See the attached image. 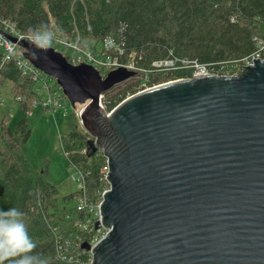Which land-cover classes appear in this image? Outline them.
<instances>
[{"label":"water","instance_id":"1","mask_svg":"<svg viewBox=\"0 0 264 264\" xmlns=\"http://www.w3.org/2000/svg\"><path fill=\"white\" fill-rule=\"evenodd\" d=\"M54 78L94 151L109 161L100 203L109 229L91 264H264V61L234 77L201 74L129 96L100 97L136 75H102L61 52L12 38Z\"/></svg>","mask_w":264,"mask_h":264},{"label":"trees","instance_id":"2","mask_svg":"<svg viewBox=\"0 0 264 264\" xmlns=\"http://www.w3.org/2000/svg\"><path fill=\"white\" fill-rule=\"evenodd\" d=\"M1 19L25 35L79 36L80 47L90 51L112 38L124 50L123 62L133 54L145 76L136 72L105 91L107 112L144 89L143 83L153 87L191 78L195 63L231 75L264 40V0H0ZM57 51L68 61L76 54ZM2 56L0 45V91L9 82L14 103L25 115L16 130L9 114L0 118V264H90L84 244L90 245L96 232L82 229L89 214L76 208L81 192L60 195L23 150L32 134L27 115L40 98L37 84L22 74L16 59L2 64ZM165 61L175 65H153ZM50 81L60 89L54 78ZM89 140L77 129L60 137L71 168L85 176L88 199L97 204L108 187L106 157Z\"/></svg>","mask_w":264,"mask_h":264},{"label":"built area","instance_id":"3","mask_svg":"<svg viewBox=\"0 0 264 264\" xmlns=\"http://www.w3.org/2000/svg\"><path fill=\"white\" fill-rule=\"evenodd\" d=\"M12 38H16L17 40H30L32 42L37 43L38 45L47 48L51 47L57 50V47H62L66 50H73L74 52H78L75 54L74 57L71 58L70 63L73 65H80V64H89L94 66L99 72L104 76L111 70L117 68H126L127 70H132L138 73H142L145 76L144 70L141 67H138L135 62V56L132 54L129 56L128 60L123 62L121 61L120 57L124 53V50L121 46L112 38H106L102 45H99L97 50L90 51L88 49H83L79 45V36H76L75 39H67L66 37H61L56 35L53 31H45V32H36L34 34L25 35L21 33L15 26L14 23L8 20L1 19L0 20V45L3 47V56H2V64L11 60L16 59L19 68L22 71L23 75L30 76L32 80L38 85V89L36 90L39 93L38 99L33 102L34 107H44L50 111H57L60 110L64 115H67V103L69 102L68 98L62 92V89L55 88L53 90V84L51 83L50 76L43 73L41 70L36 68L33 64H31L27 59L23 56V49L17 45L16 42L13 41ZM56 47V48H55ZM264 61V40L258 42V50L250 57L244 58L241 63L239 64L238 68L236 69L235 73L231 75H220L218 73H214L209 71L206 67L200 66L199 64L195 63V71L191 78L185 79H192L201 74H213L219 77H234L243 72L245 68L249 65L254 66L255 60ZM155 66H174L175 63L173 61H165V62H154ZM144 89L139 92H143L145 90L151 89L153 87H146V83H143ZM161 85V84H160ZM44 90L45 95L43 97L40 96V92ZM138 92V93H139ZM20 98H18L19 100ZM104 99V94L100 97V105L104 109L102 104V100ZM3 98L0 94V105L3 102ZM70 103V102H69ZM79 105H83L82 108L79 110L75 109L74 114L78 121L81 122V113L85 104L79 103ZM105 110V109H104ZM106 111V110H105ZM107 112V111H106ZM111 112V111H110ZM109 113V112H107ZM94 139L90 137V142ZM83 153L86 152V149L82 151ZM76 174L72 175V180L78 184V190L81 192L77 210L78 211H85L89 214V218L85 223H83L82 229L91 231L94 229L96 235L91 243L94 245L99 240L107 235L109 229L100 226L99 228H95V224L97 222L101 223V214H100V203L99 201L97 204L91 202L88 199V195L86 193V183H85V176L79 169H73ZM104 179L108 184V187L102 192L101 196H103L104 192L109 190L110 183L107 179L108 173L110 171L109 168V161L106 158V165L103 168ZM90 251V250H89ZM92 256V253L90 251ZM92 261V259H91ZM91 264V262H90Z\"/></svg>","mask_w":264,"mask_h":264},{"label":"rangeland","instance_id":"4","mask_svg":"<svg viewBox=\"0 0 264 264\" xmlns=\"http://www.w3.org/2000/svg\"><path fill=\"white\" fill-rule=\"evenodd\" d=\"M57 48L61 49L62 47ZM52 86L55 90L56 87ZM10 87L11 84L7 82L0 91L4 100L0 105V118L9 114V125L13 130H16L18 122L25 115V112L14 103ZM37 89L38 85L36 86ZM44 95L45 91L42 90L40 96L43 97ZM82 107L83 105H79V103L72 106L68 102L67 115H64L60 110L50 111L38 106L27 115L32 134L29 141L24 145V153L33 167L57 187L60 195H66L78 189V184L72 180V175L76 173L62 150L60 137L75 129L82 133L86 132L74 114L75 109L79 110Z\"/></svg>","mask_w":264,"mask_h":264}]
</instances>
